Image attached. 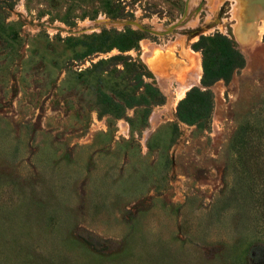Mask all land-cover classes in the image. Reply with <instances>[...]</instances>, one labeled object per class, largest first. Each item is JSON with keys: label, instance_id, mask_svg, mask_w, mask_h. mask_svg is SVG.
<instances>
[{"label": "rangeland", "instance_id": "374dc122", "mask_svg": "<svg viewBox=\"0 0 264 264\" xmlns=\"http://www.w3.org/2000/svg\"><path fill=\"white\" fill-rule=\"evenodd\" d=\"M127 26L163 96L134 129L76 77L117 50L65 41ZM215 32L244 65L204 86L191 44ZM189 85L201 126L176 115ZM0 264H264V0H0Z\"/></svg>", "mask_w": 264, "mask_h": 264}, {"label": "trees", "instance_id": "16d2710c", "mask_svg": "<svg viewBox=\"0 0 264 264\" xmlns=\"http://www.w3.org/2000/svg\"><path fill=\"white\" fill-rule=\"evenodd\" d=\"M114 15L126 17L122 10H116ZM143 36L145 32L127 26L121 30L103 28L99 32L70 36L65 40L74 53V59L90 60L92 56L117 50L114 54L90 61L89 66L76 73V77L85 84L88 79L95 81L93 95L100 115H108L112 119L126 117L125 110L134 108V118H126L132 129L136 123L144 125L150 106L163 99L158 88L146 80L149 73L141 60L125 53L131 49L138 50V42ZM191 47L201 55V84L204 86L218 80L228 81L232 72L244 65V58L234 40L220 32L200 35ZM211 109L210 92L193 86L178 101L176 115L185 123L201 126L208 120ZM239 134L243 148L249 146L250 136L245 131Z\"/></svg>", "mask_w": 264, "mask_h": 264}, {"label": "bare ground", "instance_id": "6f19581e", "mask_svg": "<svg viewBox=\"0 0 264 264\" xmlns=\"http://www.w3.org/2000/svg\"><path fill=\"white\" fill-rule=\"evenodd\" d=\"M199 69H200V72H201V63L199 64ZM190 86H191V85L187 86V88L179 94V98H182V97L184 96L186 90H187Z\"/></svg>", "mask_w": 264, "mask_h": 264}]
</instances>
